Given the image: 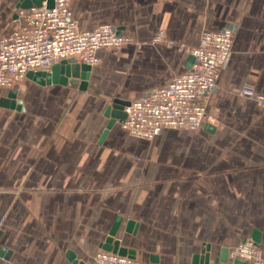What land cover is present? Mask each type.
<instances>
[{"label": "crops", "instance_id": "0c3cea01", "mask_svg": "<svg viewBox=\"0 0 264 264\" xmlns=\"http://www.w3.org/2000/svg\"><path fill=\"white\" fill-rule=\"evenodd\" d=\"M21 0H0V37L18 26ZM85 30L111 24L133 42L99 51L85 91L26 78L24 110L0 104V264H97L115 239L139 264H192L261 233L264 251V0H70ZM234 30L232 54L189 132L132 137L107 108L165 87L189 70L204 30ZM164 33L163 40L156 37ZM134 222L128 232L129 222ZM72 254L75 258L70 259Z\"/></svg>", "mask_w": 264, "mask_h": 264}, {"label": "built area", "instance_id": "2783aa9c", "mask_svg": "<svg viewBox=\"0 0 264 264\" xmlns=\"http://www.w3.org/2000/svg\"><path fill=\"white\" fill-rule=\"evenodd\" d=\"M19 26L9 35L0 37V87L13 88L23 82L29 72L50 71L64 60L76 59L92 67L101 63L99 51L119 49L133 38L119 34L111 24L94 30L82 29L72 18L70 0H54L49 8L20 9ZM160 33L156 40H163ZM234 46V30L206 29L199 44L192 50L194 63L165 87L153 90L126 107L122 127L132 137L153 140L164 130H199L209 119L208 101L217 87L222 69ZM240 95L254 99L264 107V96L244 86ZM232 260L246 264H264L262 248L252 239L245 240L230 251ZM97 264H139L130 256L101 250L95 256Z\"/></svg>", "mask_w": 264, "mask_h": 264}, {"label": "water", "instance_id": "95a60500", "mask_svg": "<svg viewBox=\"0 0 264 264\" xmlns=\"http://www.w3.org/2000/svg\"><path fill=\"white\" fill-rule=\"evenodd\" d=\"M46 1L49 8L54 7V0H21L18 8L19 9H30L33 6L41 7L43 2ZM121 34L120 30H118ZM194 63V57L189 58V66H192ZM92 66L79 63L76 59L64 60L62 62L56 63L52 66L50 71H41V72H29L27 75L28 79H31L41 85H51V84H62L66 86H71L78 88L82 91H85L88 87V82L90 79ZM1 105L17 109L24 110L22 100L18 99V91L12 89L8 92L7 97L2 98ZM131 104L128 100L115 99L112 104L107 108L105 116L109 118V122L106 128V134L116 123L123 124L126 114V107ZM121 219L119 218L111 231L110 236L107 238L103 245V250L118 253L122 256H130L134 258L135 252L129 250L126 247L121 246V242L116 240L114 237L117 233L118 226ZM134 222L130 221L128 224L127 231L132 232V227ZM3 235V232H0V239ZM252 240L255 241L258 245L261 241V233L258 230H254L252 235ZM245 240H243L244 242ZM12 255V251L8 250L5 247L0 246V256L4 257L6 260H9ZM70 259L75 257L70 254ZM83 264V263H80ZM192 264H246L241 260H232L230 258V251L227 248H224L220 251L218 256H213L212 247L210 245H203L201 254L195 255L193 258Z\"/></svg>", "mask_w": 264, "mask_h": 264}, {"label": "rangeland", "instance_id": "374dc122", "mask_svg": "<svg viewBox=\"0 0 264 264\" xmlns=\"http://www.w3.org/2000/svg\"><path fill=\"white\" fill-rule=\"evenodd\" d=\"M236 247H237V246H236ZM234 248H235V247H234ZM234 248H233V249H234ZM262 251H263V250H262ZM263 255H264V251H263Z\"/></svg>", "mask_w": 264, "mask_h": 264}]
</instances>
